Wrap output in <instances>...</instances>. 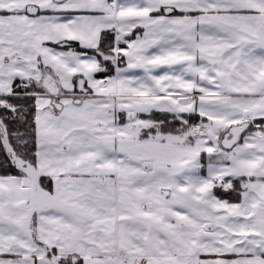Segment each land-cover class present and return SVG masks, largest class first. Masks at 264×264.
Segmentation results:
<instances>
[{
  "label": "snow or ice",
  "instance_id": "snow-or-ice-1",
  "mask_svg": "<svg viewBox=\"0 0 264 264\" xmlns=\"http://www.w3.org/2000/svg\"><path fill=\"white\" fill-rule=\"evenodd\" d=\"M0 264H264V0H0Z\"/></svg>",
  "mask_w": 264,
  "mask_h": 264
}]
</instances>
